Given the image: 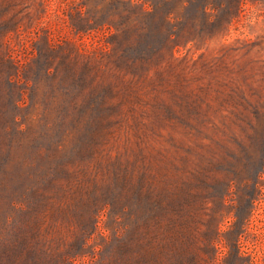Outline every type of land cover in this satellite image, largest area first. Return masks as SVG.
<instances>
[{"label": "rangeland", "instance_id": "1", "mask_svg": "<svg viewBox=\"0 0 264 264\" xmlns=\"http://www.w3.org/2000/svg\"><path fill=\"white\" fill-rule=\"evenodd\" d=\"M0 264H264V0H0Z\"/></svg>", "mask_w": 264, "mask_h": 264}]
</instances>
